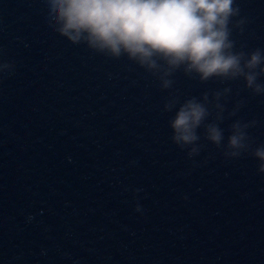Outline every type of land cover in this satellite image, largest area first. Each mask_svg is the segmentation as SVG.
<instances>
[{"label": "water", "instance_id": "1", "mask_svg": "<svg viewBox=\"0 0 264 264\" xmlns=\"http://www.w3.org/2000/svg\"><path fill=\"white\" fill-rule=\"evenodd\" d=\"M239 4L238 47L264 48V0ZM46 15L43 0H0V59L14 65L0 74V264H264L258 162L211 144L188 159L169 92L126 57L71 45ZM174 79L181 102L229 86ZM230 86L228 110L244 106L225 142L242 119L264 143V97Z\"/></svg>", "mask_w": 264, "mask_h": 264}, {"label": "clouds", "instance_id": "2", "mask_svg": "<svg viewBox=\"0 0 264 264\" xmlns=\"http://www.w3.org/2000/svg\"><path fill=\"white\" fill-rule=\"evenodd\" d=\"M43 2L52 32L107 59L126 57L154 77L162 91L169 92L163 111L174 113L168 121L171 140L188 159L194 160L211 144L226 161L252 157L258 162V174H264V143L258 145L249 134L256 121L234 119L226 142L221 127L244 106L241 100L228 110L232 83L241 81L244 90L264 97V48L245 50L233 38L235 31L243 34L249 23L242 16L239 0ZM13 68L0 59V74ZM178 72L200 84L215 81L229 86L181 102L180 95L172 91Z\"/></svg>", "mask_w": 264, "mask_h": 264}]
</instances>
